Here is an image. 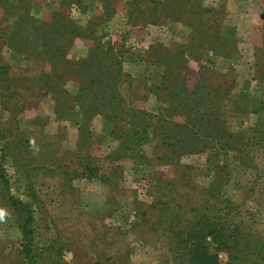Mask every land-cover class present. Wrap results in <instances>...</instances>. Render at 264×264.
<instances>
[{"label":"rangeland","instance_id":"obj_1","mask_svg":"<svg viewBox=\"0 0 264 264\" xmlns=\"http://www.w3.org/2000/svg\"><path fill=\"white\" fill-rule=\"evenodd\" d=\"M263 105L264 0H0V264L6 192L43 264H264Z\"/></svg>","mask_w":264,"mask_h":264},{"label":"trees","instance_id":"obj_2","mask_svg":"<svg viewBox=\"0 0 264 264\" xmlns=\"http://www.w3.org/2000/svg\"><path fill=\"white\" fill-rule=\"evenodd\" d=\"M184 80L182 82H184ZM164 89H165V91H169L168 92L169 95L167 96V98L169 99L170 102L171 101L173 103L178 102L179 105H182L184 103L185 91H177V89L174 85H169V86H167V88H164ZM199 89H200V87H199ZM183 93H184V95H183ZM214 95L216 96L215 101H217L216 103L214 102V104H219V99H218L219 94L217 95L216 93H214ZM86 97H87V95H83L81 97L82 101H85ZM98 107L99 106H97V108ZM259 109H264V105H263V107H258V111H259ZM139 113H140L139 115L141 116V118H140V120L135 121V123H136L135 126L133 128H131V132L129 134H127V139L125 140V144H123L125 146L130 144V142H131V144L137 143L140 145V144L145 143V141H146V137L149 133L148 128H150V125L148 123H145V122L142 123L141 122V121L145 120V115H143L142 112H139ZM218 114H219V112H218ZM128 115H131L130 112H128ZM187 125L191 126L190 123H186V126ZM261 125H263L262 126L263 129H262V127H258ZM261 130H263V132H264V122H263V124L257 123V129H255V132L259 134V132ZM155 131H157V130H155ZM150 133H152V135H154L153 133H155V132L151 131ZM134 140H137V141H134ZM121 148H123V146ZM0 176L2 179L4 178V175L0 174ZM3 184H4L5 188L8 185V183L5 179H3ZM5 200L8 204V206L13 210V212L15 213V215L17 217L18 226L20 228V232H21L22 240H23V252L25 254L27 262H29L30 264H43V263H45V261H50L51 256L49 254H51V253H48L46 250L44 253H42L41 251H38V249L35 247L36 244L34 243V234H33V232H34V228H33L34 220H33V217L31 215V211L29 210L28 206L24 205L22 203V201H19L16 198H14L13 196L9 195L8 192H6ZM215 217L216 216H213L212 218L215 219ZM222 225L225 227L226 224L223 223ZM202 237H203V235L199 234L197 231L196 232H190L188 234L186 242H189V245L190 246L193 245V246L188 248L187 250L181 251V257H182L181 262L184 261V259H185L187 264L191 263L192 260H194V262H197L198 264H220L219 262H217V257L213 254H210L208 252L207 248L205 249V247H201V248L195 247L197 245V241H199V239H203ZM211 238L214 240V232H213V237H211ZM186 242H185V245H186ZM194 244H195V246H194ZM216 250L221 251L222 249L218 250L216 248ZM225 250H226V248H225ZM47 255H49L50 257H47ZM50 264H52V263L50 262Z\"/></svg>","mask_w":264,"mask_h":264}]
</instances>
